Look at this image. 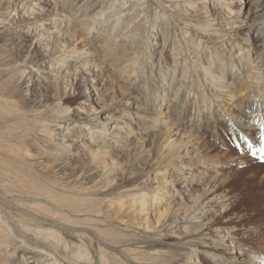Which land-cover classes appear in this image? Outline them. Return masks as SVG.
Here are the masks:
<instances>
[{"label":"rangeland","instance_id":"374dc122","mask_svg":"<svg viewBox=\"0 0 264 264\" xmlns=\"http://www.w3.org/2000/svg\"><path fill=\"white\" fill-rule=\"evenodd\" d=\"M131 1L0 0V264H264V0Z\"/></svg>","mask_w":264,"mask_h":264},{"label":"bare ground","instance_id":"6f19581e","mask_svg":"<svg viewBox=\"0 0 264 264\" xmlns=\"http://www.w3.org/2000/svg\"><path fill=\"white\" fill-rule=\"evenodd\" d=\"M134 1H136V0H133V1H131V2H134ZM142 0H140V3H146V5L144 6V9H143V7H141L139 10H141V9H143V10H146L145 11V15H146V17L145 18H147V15H148V12H149V9H151V6H153V5H155V6H157V7H159L160 9H162L163 11H165V14L167 13L168 14V16L170 17V18H174V14H173V12H172V10L170 9V5H171V2H173V1H175V0H143L142 2H141ZM35 5L37 4V3H39V2H33ZM187 4V5H190V7H194V5H195V3H196V1H193V0H190V1H186V0H183V4ZM136 4V3H135ZM120 7H122V8H124V6H120ZM140 6L139 5H137L136 6V8L135 7H130V8H128V11L125 13V12H120V10H122V8L119 10V16H118V18H122V16L123 15H128V14H130L131 13V11H133V9L135 8V9H137V8H139ZM132 9V10H131ZM124 10V9H123ZM168 11H171V13H169ZM235 15L237 16V13H239V11H236L235 10ZM230 15V14H229ZM139 17V16H138ZM230 16H228L227 18H229ZM117 18V19H118ZM51 19H53V24L55 23V18H51ZM231 20V19H230ZM60 23V22H59ZM117 23V22H116ZM116 23H115V26H116ZM64 26V25H63ZM51 27V26H50ZM114 27V26H113ZM115 28V27H114ZM117 30V29H116ZM47 32V34H49L50 35V33H51V35H52V33L53 32H56V34L57 35H62V37H64V36H66L67 35V33H68V31H67V29H64L62 26H60V25H57V26H55V24H54V26H52L48 31H46ZM230 32V31H229ZM236 35V34H235ZM230 40H232V38L230 39ZM63 57H67V55L65 54ZM72 57V56H71ZM65 58H63V59H65ZM70 60V59H69ZM69 60H67V61H69ZM204 74L206 75V74H211L212 75V72L211 71H208L207 69L205 70V72H204ZM210 75V76H211ZM207 76V75H206ZM212 79H213V81H216V78L214 77V76H212ZM250 125V124H249ZM93 126H97L98 128H99V130L95 133V135H94V137H93V139L91 140V142L88 144V146H87V148H92V147H94L95 145H96V139L98 138L97 136H98V133H100V132H102V130H103V127H100L99 126V124L98 123H96V122H94L93 123ZM7 141V139L5 138V142ZM234 155V154H233ZM243 156V155H242ZM166 157V156H165ZM246 157V156H245ZM235 158V157H234ZM237 159V158H236ZM172 160L173 159H171L170 161L172 162ZM238 161V160H237ZM170 163V162H169ZM1 164H3V162H1ZM0 172L1 173H3L4 175H6L7 174V177L9 178L10 177V180L9 181H11V182H14V180H17L16 178H19L20 177V175H21V173L20 172H18L17 170H14V168L11 166V167H6V166H1L0 167ZM1 175V174H0ZM3 176V175H2ZM4 177V179H5V176H3ZM11 177H13L12 179H11ZM7 180V179H6ZM10 182V183H11ZM4 184V181H2V180H0V184ZM17 183H20V182H17ZM16 184V183H15ZM12 185V184H11ZM19 185V184H18ZM13 187V186H12ZM18 187V186H17ZM14 188V187H13ZM16 188V187H15ZM19 188V187H18ZM17 188V189H18ZM20 188H24V184L23 183H21L20 184ZM20 190V189H19ZM12 192H14L13 190H12ZM12 192H9L10 193V196L9 197H11V196H13V194L14 193H12ZM18 192V191H17ZM37 201H40V199H36ZM172 207V205L171 204H166L165 206H164V210H163V212L165 213V216H164V220H166L167 221V219L166 218H170L168 215L170 214V208ZM163 212H161V215H162V213ZM160 215V216H161ZM160 216H159V218H160ZM171 216V215H170ZM158 219V218H157ZM169 220V219H168ZM165 221V222H166ZM159 224V223H158ZM4 232H5V229L2 227V226H0V235H3L4 234ZM38 232V231H37ZM36 232V233H37ZM49 232V231H48ZM35 233V234H36ZM41 234V233H40ZM217 240V239H216ZM1 245H4V246H2V248H1V252H3L5 249H6V246H5V242H1ZM211 254V253H210ZM217 255V254H216ZM0 257H1V262H6V258H5V256H1L0 255ZM0 262V263H1Z\"/></svg>","mask_w":264,"mask_h":264}]
</instances>
